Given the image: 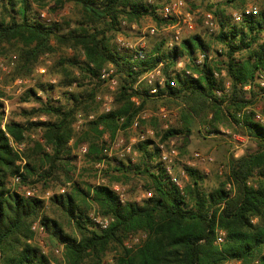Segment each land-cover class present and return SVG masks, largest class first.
Here are the masks:
<instances>
[{
  "label": "trees",
  "instance_id": "1",
  "mask_svg": "<svg viewBox=\"0 0 264 264\" xmlns=\"http://www.w3.org/2000/svg\"><path fill=\"white\" fill-rule=\"evenodd\" d=\"M56 2L59 5L72 3L81 11L80 19L64 32L59 25L46 23L28 13L27 0H0L4 14H0V55L15 53L17 63L12 79L28 77L36 67H45L42 57L55 54L60 47H70L82 57L58 54L56 60L45 67V74L59 76L58 81L37 83L22 93L20 102L38 103L36 107L21 109L25 120L6 118L2 122L4 112L0 101V264H49V258L28 242L32 237L30 225L38 218L45 225L48 238L64 244L66 264H223L228 260L264 264V122L255 121L250 111L242 118L236 115L258 100L264 116V84L261 86L258 82L259 78L264 82V37L258 42L264 30V10L234 24L218 9L215 12L219 23L216 38L223 48L218 53L222 58L214 66L210 62L202 67L188 65L198 73V78H192L172 72L178 58H192L197 50H208L207 44L196 34L171 47L166 45V38H161L147 50L120 48L114 42L117 33L126 34L132 24H140L146 16L157 25L170 23L159 15L163 3L148 0ZM242 51L246 54L236 56ZM107 63L115 66L119 84L113 93L112 109L102 113L95 96L97 85L102 83L98 80L99 71ZM158 64H162L169 81L159 94L165 93L183 103L184 115L189 118L193 112L205 119L208 112H212L209 132H217V121H235L244 126L247 136L255 143L254 150L230 157L226 182L231 183V188H226V182H220L212 191H204L201 186L204 175L189 166H184L188 183L178 188L169 180L158 159L156 139L146 138L133 144V150L139 154L137 162L132 163L128 157L115 163L107 162L106 167L114 175L108 179V172L105 174L109 183L145 174L150 183L144 188L151 191V197L141 202L121 203L107 185L93 184L83 189L79 182L72 181V192L54 194L48 200L66 214L78 230L79 238L65 233L57 220L45 214L40 217L45 201L16 192L10 187L11 178L18 175L19 184L42 182L45 187L49 183L69 181L72 155L67 143L72 137L75 143L87 144L85 157L92 167L103 157L99 143L102 134L108 132L113 136L120 118L124 119L123 130L129 131L133 117L148 102L159 100L147 92L143 83L134 87L142 74ZM71 67L80 70L82 80L88 79L89 88L63 91L61 95L66 97V102L57 104L51 95L55 86H81ZM221 68L230 82L227 91L224 79L213 76V71ZM173 80L174 87L169 84ZM245 84L250 85L248 90L243 89ZM216 90L221 94L216 95ZM39 92L45 93L44 98ZM134 96L139 100L137 105L131 100ZM78 112L95 113V118L85 131L75 133L72 123ZM44 115L49 118L30 120ZM143 123L144 120L140 122L141 127ZM38 129L43 143L32 140L25 148V163L20 171L10 138L21 142ZM184 130L188 131L185 127L167 128L157 139L166 140ZM89 193L98 211L112 218L106 229L90 228L86 210L77 202L83 201ZM216 228L225 230L220 247L214 244ZM138 231L145 232L146 238L139 246L126 248L123 242ZM113 248L119 250L118 255L111 262H104V256Z\"/></svg>",
  "mask_w": 264,
  "mask_h": 264
},
{
  "label": "rangeland",
  "instance_id": "2",
  "mask_svg": "<svg viewBox=\"0 0 264 264\" xmlns=\"http://www.w3.org/2000/svg\"><path fill=\"white\" fill-rule=\"evenodd\" d=\"M5 1V0H4ZM28 1V13L36 16L38 19L46 22V23H55L59 25L60 31L64 32L68 28H71L75 21L80 19L81 11L78 6H75L72 3H64L63 5H59L56 0H27ZM160 3H164L167 0H158ZM244 5H257L259 9L264 10V0H233L228 2L227 0H194L192 3H188L184 10L185 12H189L192 14L193 19V29L188 30L185 26L182 27L181 31V40L192 35H198L203 40L205 44L208 46V52L212 56V59L209 61L212 66L220 61L218 59L222 58L218 56L216 51L222 46L217 41L216 35L218 32H209L203 23V16L206 12H211L215 15L218 9H222L224 12L223 16H226L227 19L231 21V13L234 10L240 9ZM0 14L2 13L0 7ZM7 17V16H6ZM8 18V17H7ZM68 23V24H67ZM240 24V23H238ZM219 25V23H218ZM154 28L153 33L151 29ZM175 28L172 27V21L170 23H165L162 25H157L154 20L146 16L144 17L140 24H132L130 29L127 30L126 34L117 33L114 37V42L120 48H128L126 46L121 45L118 42V37H122L123 41L129 43L133 46L134 49L143 48L145 50L149 49L150 46L154 45L159 39L166 38L168 41L172 38L174 34ZM264 37V30L261 33L260 40ZM223 49V48H222ZM199 51V50H197ZM57 53V54H56ZM55 54H46L43 58V63L46 66H50L54 60H56L58 54L64 55L66 57L71 56H79L78 51H75L72 48H63L60 47L56 51ZM13 52H6L4 55H0V59L4 60L5 65L9 68L8 72L1 71L0 72V101L3 103V120L6 118H13L15 120H25V117L21 113V109H28L30 107L38 106L37 102L29 101V102H20V97L22 93L30 87H33L37 83H52L55 84L56 80L58 81L59 76L50 77L45 74V67H36L32 74L28 77H16L20 79L27 80L26 83L22 85H15L14 80L12 79V73L14 72L15 65L17 63V59L14 60L11 58ZM246 54V51H242L237 53L236 56L242 57ZM16 56V55H15ZM109 64V63H107ZM105 64L104 66H106ZM103 66V67H104ZM40 68H44V72L39 71ZM74 72V75L78 78L77 81L81 83V86H77V84H73L70 87H61L55 86L51 92L52 99L57 102V104H65L66 97L61 95L63 91H83L89 88L88 79H81V72L76 67H71ZM222 69V68H221ZM118 74V73H117ZM50 80H54L50 82ZM143 83L144 82H140ZM119 84V75L117 77L116 87L114 89H110L108 85L99 83L97 85V93L95 96V100L100 104V101L96 98L98 95H114V91L117 89ZM40 96L44 98L45 93L39 92ZM155 102H148L143 110L147 114V118L144 120L142 127L137 130H129L118 132L117 129L113 136H111L108 132H104L99 139V143L101 145V154L102 149L108 140L112 141L114 137L118 134L122 136L127 143L131 136L138 135L141 131H145L147 129L152 130V137L157 139L160 133L167 128H181L185 127L187 130H184V133L177 134L174 137H170L175 144V147L178 151V160L177 167L189 166L194 169H197L200 173L204 175V180L202 181V189L204 191H212L216 187L219 186L220 182H226V172L223 174H219L218 170L221 165L228 166L230 161V157H236L241 155L245 150H254L256 145L254 142L250 140L247 136V133L244 129V126L241 124H236L235 121H224L223 123L217 121V132H209L212 130L211 122L212 112H208L206 118L198 117L195 113L191 112V116L188 118L187 115H184L183 103L179 100H175L169 98L167 96H162ZM113 105V104H112ZM101 107V104H100ZM262 104L258 100H254L252 103L243 107L240 111H243V114L246 112H253V116L256 112L261 113ZM161 108L166 109L169 112L168 118H161L159 114V110ZM100 111V110H99ZM101 112V111H100ZM239 112V111H238ZM92 113H83L78 112L75 114L74 121L72 123V127L75 133H80L81 131H85L88 127V123L90 121H86L83 123L80 129L75 128V121L77 116L80 115L83 118H87V116ZM95 115V113H93ZM48 116L41 117H31V121L35 120H46ZM52 118V117H50ZM208 130V131H207ZM32 140H36L38 142L43 143V139L41 137V131L35 130L30 132L28 136H26L24 142V148L20 155H18V161L24 157L25 148L32 142ZM68 146L70 147L72 159L68 171V175L71 177L69 181L65 183H49L48 187H45L42 182H36L35 184L25 183V184H17L15 186L12 185L10 181V187L13 188L19 194L23 193V187H37L40 192L51 189L53 191L58 190L62 186H66L65 192H72L71 184L72 181L79 182L81 188L86 189L87 186H91L96 182V171L94 169V165L91 167L89 161L86 159L85 154L82 156H78V148L82 145H86L85 143H75V137H72L68 141ZM48 150V148H46ZM118 150L113 151V156L111 158L106 159L107 162L115 163L118 160L129 158L132 163H135L139 160V154H129L124 156H118ZM194 152H201L205 155H210L213 160L212 161H199L195 160L193 157ZM87 153V152H86ZM117 153V154H114ZM25 163V162H24ZM21 167V165H20ZM106 169V170H105ZM101 171V175L105 178L106 184L110 185L113 183H121L127 187V195L129 199H132L140 194L141 190H146L149 186L148 176L145 174H135L131 175L130 179L121 178L120 182H112L109 183L108 179L110 175H114L112 170L106 167ZM107 171L109 174L108 179L105 174ZM62 178V177H61ZM188 183L184 181V185ZM69 184V185H68ZM13 186V187H12ZM18 187H21L20 189ZM145 187V188H144ZM82 208H85L86 213L88 214L92 209L98 211L97 204L92 200L91 194L85 196L83 201L77 200ZM45 214L49 218H53L58 221L63 231L75 238H79V233L74 224L68 219L66 214L61 211L57 206L53 205L49 200H45L43 209L40 212V217ZM139 232V231H138ZM55 240L48 238V244L50 246L57 244L54 242ZM29 243L34 244L33 236L28 240ZM35 245V244H34ZM217 246V245H216ZM220 247V246H217ZM119 253L118 249H111L106 253L103 260L104 262H111L115 256ZM52 256V255H50ZM223 264H239L237 261L228 260Z\"/></svg>",
  "mask_w": 264,
  "mask_h": 264
},
{
  "label": "built area",
  "instance_id": "3",
  "mask_svg": "<svg viewBox=\"0 0 264 264\" xmlns=\"http://www.w3.org/2000/svg\"><path fill=\"white\" fill-rule=\"evenodd\" d=\"M158 0H148L149 3H155ZM194 0H167L163 3V6L159 9V15L161 18L172 21V27L175 28L174 34L172 38H170L166 45L168 47H171L174 44H177L181 41V31L182 27L186 26L188 30L193 29V19L192 14L189 12L183 11L185 6L188 3H192ZM259 7L257 5H244L240 9L234 10L231 13V21L234 24L240 23L243 18L247 16H254L259 13ZM204 20L203 23L205 27L208 29L209 32H218L219 31V25L217 18L214 14L211 12H206L203 16ZM154 28L151 29V32L153 33ZM118 42L126 46L128 48L134 49L133 46H131L129 43H126L123 41L122 37H118ZM222 48H219L217 50V54L219 52H222ZM11 58L14 60L16 58L15 55H12ZM212 59V56L209 54L207 50H199L195 53L194 57H180L178 58L173 66V72L172 73H180L183 76H191L192 78H198V73L193 71L191 68L188 67V65L195 66V67H202L205 62H209ZM8 72L9 68L4 63L3 59H0V72ZM39 71L44 72V68H40ZM213 76L216 78H223L224 79V87L225 91L229 88V80L226 76V72L224 69L214 70ZM117 71L115 66L112 63L107 64L106 66L102 67L98 74V80L102 82L103 84L108 85L110 89H114L117 83ZM54 80H50V82H53ZM27 80L16 78L14 80L15 85H22L26 83ZM140 82H144V85L147 87V92L152 95L153 98H158L162 96H166L165 93L159 94V90L166 87V84L169 82L165 73L162 70V64H158L154 68L146 71L142 76L139 78L138 82L134 85V87H137V85ZM259 84L262 86L264 84L262 78H259L258 80ZM170 86H175V81H170ZM249 84L243 85L244 90L249 89ZM216 95H220L221 92L216 90ZM101 104L100 111L102 113H106L112 109L113 104V95H98L96 97ZM131 100L137 105L139 100L137 97H132ZM161 118L167 119L169 112L161 108L159 110L158 114ZM237 117L242 118L243 111H239L236 113ZM95 118V115L89 114L87 118H83L82 116L78 115L77 119L75 121V128L78 130L82 127L83 123L86 121H92ZM147 118V114L142 109L140 110L132 119L130 125L128 126L127 130H137L140 129V122L142 120H145ZM254 120L263 123L264 122V116L256 112L254 114ZM124 121L123 118H120L118 120V127L117 131L122 132L123 128L121 127L122 122ZM152 130H145L141 131L136 136H131L129 141L126 143L124 138L120 135H116L112 141L108 140L105 144L104 148L102 149V159L97 161L94 164V169L96 171L97 177L96 182L94 185H107L109 188L116 194L118 197V200L121 203H125L127 201H135V202H141L143 199L151 197V191L150 190H141L140 194L132 199L128 198L127 195V187L124 184L121 183H113V184H106L105 178L101 175V171L106 168V159L111 158L113 156V151L118 150V156H124L129 154H136V151L133 150V144L136 142L142 141L146 138L152 137ZM155 140V139H154ZM10 144L13 148V150L20 155L24 148V142H16L12 138H10ZM155 144L158 151V159L162 164V167L164 168V171L166 175L169 177V180L175 184L178 188L182 189L184 186V181L188 180L187 173L183 167H177V160H178V151L175 147L174 141L171 138H168L166 140H160L156 139ZM87 152V146L82 145L78 148V156H82L86 154ZM193 157L195 160L199 161H212L213 158L210 155H205L201 152H194ZM25 160L21 158V160L18 161V164L21 165L20 171H22V166L24 164ZM228 166L221 165L219 167V174H223V172L228 173ZM20 177L18 175L14 176L12 178V185L15 186L19 184ZM248 184H251L250 181H248ZM69 185V184H68ZM19 189L21 187H18ZM226 188H231V183L226 182ZM23 193L22 195L25 197H35L38 199H41L43 201L48 200L51 196L54 194H62L65 192L66 186H62L56 191H53L51 189L44 190L42 192L39 191L37 187H23ZM88 219L90 220V228L95 229H106L110 222L112 221V218L106 215H102L99 211L92 209L88 214ZM30 230L32 231L33 236V242L34 244L39 248L40 252L47 256L49 258V264H66L64 260V244L58 243L50 246L48 244V235L46 233L45 225L40 221V219H36L33 221L30 225ZM146 238V233L143 231L136 232L134 234H130L129 237L123 242V245L126 248H134L136 246H139L141 242ZM225 238V230L222 228H216L215 230V240L214 244L217 246H221L224 242ZM52 255V256H50Z\"/></svg>",
  "mask_w": 264,
  "mask_h": 264
}]
</instances>
